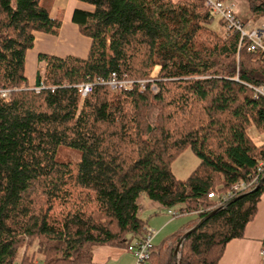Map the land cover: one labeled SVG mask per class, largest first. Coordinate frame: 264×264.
Segmentation results:
<instances>
[{
  "label": "trees",
  "instance_id": "16d2710c",
  "mask_svg": "<svg viewBox=\"0 0 264 264\" xmlns=\"http://www.w3.org/2000/svg\"><path fill=\"white\" fill-rule=\"evenodd\" d=\"M41 1L0 0V264H88L97 246L127 248L147 230L141 194L191 216L145 264H174L186 232L178 264H217L264 193V142L248 134L264 131V54L212 29L204 0H78L91 7L72 12L87 55L39 53L32 87L34 33L61 26ZM245 1L264 16V0ZM111 72L157 91L95 82L81 98L77 84ZM60 146L79 161L58 160ZM186 148L199 164L177 179L170 163ZM239 182L250 187L220 198Z\"/></svg>",
  "mask_w": 264,
  "mask_h": 264
},
{
  "label": "crops",
  "instance_id": "0c3cea01",
  "mask_svg": "<svg viewBox=\"0 0 264 264\" xmlns=\"http://www.w3.org/2000/svg\"><path fill=\"white\" fill-rule=\"evenodd\" d=\"M229 1L234 4L236 8V14L240 18L239 12L241 9L240 6L238 7V5H247L246 1ZM44 6L52 17L61 21V26L56 35H50L43 32L34 33L33 46L26 51L24 62L25 76L27 78L28 84L31 86L34 85L36 73L39 71V67L42 66L43 68V65H41L42 62L39 63L37 61V56L39 53L53 54L61 57L66 55L85 57L90 46V39L82 35L79 32L77 25L72 21V12L75 8L90 10L91 7L89 5L81 3L78 0H48ZM241 8H243V6ZM248 16L249 19H243V23L245 25L252 23L254 26L250 27L251 29L259 28L264 25V23H261L259 26L256 25L259 17L252 16L250 13H248ZM212 28L217 31L219 27L216 24ZM160 208L162 207L155 202L151 203L150 215L148 219H145L147 228H151L153 226L155 230L152 239H160V236L165 233L166 228L169 226L170 221L168 222V220H162L163 217L161 216ZM168 210L169 209L166 210L167 215H171L168 213ZM172 232L165 234L162 238H165ZM263 241L264 193L261 195V198L257 204V209L253 219L245 227L244 236L241 238L232 239L226 244L223 255L217 264H259V251ZM133 263V253L127 250L125 247L102 245L93 249L91 261L88 264Z\"/></svg>",
  "mask_w": 264,
  "mask_h": 264
},
{
  "label": "built area",
  "instance_id": "2783aa9c",
  "mask_svg": "<svg viewBox=\"0 0 264 264\" xmlns=\"http://www.w3.org/2000/svg\"><path fill=\"white\" fill-rule=\"evenodd\" d=\"M205 6L209 8V10L217 16L219 21L222 23L223 28L228 33H239V42L238 47L243 40V38L248 39V50H258L264 54V25L259 28H253L248 31L245 30V24L243 21L237 16L235 11V6L232 2H228L226 0H204ZM95 82L105 84L112 91H117L120 89H126L131 87L134 83H137L140 89H145L146 84L149 83L151 89L155 87L151 79L149 80H131L128 78H118L115 72H111L110 76L106 79L103 78H95L93 81L81 82L76 85L77 91L80 94L81 98H84L88 93L92 91L93 85ZM153 87V88H152ZM35 91H38L40 87H34ZM156 90V88H155ZM261 91H263L261 89ZM9 94L8 90H0V96L4 99H7ZM250 187L249 184L244 182L236 183L232 186L230 191L227 193H222L220 198L226 200L230 198L235 192L240 190H246ZM208 197L218 196L213 192L208 193ZM168 213L171 215H176V212L168 210ZM154 235V230L147 228L146 233L139 240L133 242L128 245L127 250L131 251L134 256L133 264H145L149 257L150 250L152 248V237ZM260 263L264 264V241L261 245L260 251Z\"/></svg>",
  "mask_w": 264,
  "mask_h": 264
},
{
  "label": "rangeland",
  "instance_id": "374dc122",
  "mask_svg": "<svg viewBox=\"0 0 264 264\" xmlns=\"http://www.w3.org/2000/svg\"><path fill=\"white\" fill-rule=\"evenodd\" d=\"M226 1L231 2L229 0H226ZM46 2H48V0H42L41 1L42 5L43 4L46 5ZM239 6L241 9V11L239 12L240 19L242 21H243V19L244 20L249 19L248 6L246 4L238 5V7ZM242 6L244 9L241 8ZM218 23H219V25H218ZM261 23H264V16H261L258 18L256 25L259 26ZM211 24H212L211 27H213L217 24V26L219 27L218 28L219 34H221V35H227L228 34V32H226V30L222 27V25H221L222 23L219 21L217 16L213 17V21ZM252 26H254V25H252V23H248L245 26V30L246 31L250 30L251 29L250 27H252ZM41 65H43V68H42V66H40L41 69L39 67V71L41 72V74H43L44 64L41 63ZM158 70H159V67L155 66L154 69L152 70L151 74H150V78H152V79L155 78L158 75ZM153 84L155 85V87L154 88L152 87L153 89L149 88V90L151 92H156L157 86H156L155 82H153ZM155 88H156V90H155ZM3 90H5V89H3ZM7 97H9V94ZM248 134L253 139L255 144H261L264 142V131L258 132L254 128H250L248 130ZM57 152H58L57 153V159L58 160H60L62 162H69L70 164H74V163L78 162L80 159V155H81L79 150L69 148L66 146H60ZM198 164H199V159L194 155V153L190 150V148H186L185 150H183L180 154H178L171 161L170 168H171L173 175L177 179H186L188 177V175H190V173L197 167ZM138 203L140 206L139 211H138L139 216H141L143 219H148V217L150 215V211H151L150 205H151V203H153V201L149 200L143 194H141L139 196ZM166 210L167 209L160 208L161 216L163 217L162 220L164 219V220H168V222L170 221L169 226H168V228H166L165 233H163L162 236H160L161 240L163 239L162 237H164L165 234L176 230L182 222H184L187 218L191 217L189 214H177L174 216L173 215H167ZM170 210L175 212L172 208H170ZM150 229L154 230L153 226ZM154 232H155V230H154ZM160 239H152V244L158 245L161 242ZM37 257L39 258V256H37Z\"/></svg>",
  "mask_w": 264,
  "mask_h": 264
},
{
  "label": "water",
  "instance_id": "95a60500",
  "mask_svg": "<svg viewBox=\"0 0 264 264\" xmlns=\"http://www.w3.org/2000/svg\"><path fill=\"white\" fill-rule=\"evenodd\" d=\"M257 187H258V186H256L254 189H256ZM203 219H205V218H203ZM203 219L200 220V221L197 223L196 226H198V225L203 221ZM186 234H187V232L183 234L182 238H181L180 241L177 243V246H176L175 251H174V264H178V261H177L178 249H179V247H180V243H181V241L184 239V237L186 236Z\"/></svg>",
  "mask_w": 264,
  "mask_h": 264
},
{
  "label": "bare ground",
  "instance_id": "6f19581e",
  "mask_svg": "<svg viewBox=\"0 0 264 264\" xmlns=\"http://www.w3.org/2000/svg\"><path fill=\"white\" fill-rule=\"evenodd\" d=\"M211 12V11H210ZM212 13V12H211ZM212 15H214L215 16V14L214 13H212Z\"/></svg>",
  "mask_w": 264,
  "mask_h": 264
}]
</instances>
